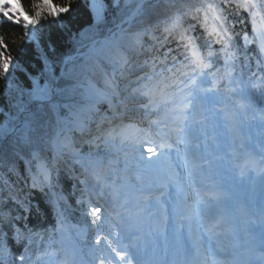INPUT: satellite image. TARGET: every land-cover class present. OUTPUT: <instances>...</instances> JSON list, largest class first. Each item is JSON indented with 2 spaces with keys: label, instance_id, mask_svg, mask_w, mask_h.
<instances>
[{
  "label": "trees",
  "instance_id": "16d2710c",
  "mask_svg": "<svg viewBox=\"0 0 264 264\" xmlns=\"http://www.w3.org/2000/svg\"><path fill=\"white\" fill-rule=\"evenodd\" d=\"M139 1L71 0L70 13L42 20L37 25L38 43L29 40L20 26L0 25V35H6L10 42L15 64L10 75L0 76V234H6L8 248L6 254L1 253L0 264H26V259L21 261L20 257L26 258L28 253L33 260L40 244L50 240L56 217L63 221L70 218L79 223L85 221L87 216L78 201L79 190L69 172L58 167L52 187L48 184L33 187L27 163L39 175L45 174L41 167L51 169V152L59 131L83 141L79 129L98 114L97 102L90 92L114 91L112 59L116 56L125 60L138 53L141 47L136 38L147 41L148 32L168 23L178 10L189 11L214 3L226 17L229 35H233L235 43L229 50L236 52L234 60L242 63L249 79L258 80L261 59L256 45L247 47L243 39L234 35L252 33L254 9L237 8L239 0L145 1L118 46L108 47L100 55L98 49L103 43H99L86 56L77 57L63 67L66 56L84 51L94 39L111 34ZM259 1L264 9V0ZM54 2L63 4L67 0ZM256 21L258 24L257 16ZM216 48L225 59L222 44ZM161 54L162 51H157L150 64L161 60ZM53 92V102L37 104L42 99H51ZM22 118L29 125L8 137ZM88 148L83 144L81 150L85 152ZM15 229H19V243Z\"/></svg>",
  "mask_w": 264,
  "mask_h": 264
},
{
  "label": "rangeland",
  "instance_id": "374dc122",
  "mask_svg": "<svg viewBox=\"0 0 264 264\" xmlns=\"http://www.w3.org/2000/svg\"><path fill=\"white\" fill-rule=\"evenodd\" d=\"M120 38H121L120 35L116 36L115 38L112 39L111 44L117 45ZM190 73L191 72L189 71V74ZM139 76L140 75H136V76H134V78H138ZM203 77H204V75L201 76V75H199V73H197V74H195L194 80L196 82H198V81L202 80ZM184 87H185V85L183 83L178 84L175 96L172 97V103L170 105L167 104L168 100H166V99H163L162 100L163 102L155 101V99L157 97V94H155V93H153L152 96H149L150 97L149 100L155 101L153 104V106L155 108H158L160 106V107L166 109L165 111H162L160 113V115H159L160 119H167L170 124L175 122L176 126H178L180 124V122L183 121L182 110H183L184 104L188 102V97H189V90L187 88H184ZM134 88L137 89L136 86ZM167 89L168 88H164L162 93H164ZM122 90H124V87ZM195 90H202L201 96H204V91H207V90H203L200 86H197V85L193 86L191 93ZM211 92H214L215 97L212 96ZM211 92H209V93L214 99V106H217V108L214 109L215 125L222 127L223 136L228 137V138L224 139L225 141H228L230 138H232L234 140V149H235L236 156L239 155V152L244 154V147L247 145V143L249 141L253 140V134L252 133L248 134V136L246 135L247 137H245L243 133H239V131H238L239 128H243L245 125H243V123H238L237 120L236 121L231 120L232 116H231L230 111L228 110V106L230 105V103L227 100V98H224L227 91L224 89H221L219 92H217V95H216L215 91L212 90ZM243 108L246 112L249 111V109L246 108V106H243ZM151 110L153 111V109H151ZM228 125L232 126V131H230ZM111 126H113L115 128V131L116 130L119 131V133L116 135V139L112 138L113 135L101 136L100 139H103L102 142L105 145V147L102 148L99 152L92 153V155L93 154H95V155L88 158L89 163H91L94 166L92 169V173L93 172L94 173L92 175V178H90L91 182H89V183H92L91 186H93V187H96V185H97L96 177H95L97 171H98V179L100 180L101 183L106 182L104 173L107 172V170H109L110 168H113L115 170L118 169L119 165L122 166L124 169H127L128 171L130 170V171H134L135 173H137L140 169H142L143 164L146 163V165H145L146 171L147 172L150 171L149 163L145 162L149 156V154L146 152L148 149V146L143 145V144L147 143V138L154 131H152V132L149 131L146 134H144L143 138H140L138 140L137 144L131 143L130 145H128V144H124L123 141L125 139L129 138V135L132 134L134 129L129 125H126L124 127L123 125L120 124V126L118 125L119 129H117V127L115 125H111ZM175 129H176V132H178V129L176 127H175ZM248 129H253V127L252 126H249V128L246 127V131ZM254 137H255V135H254ZM118 138H120V140H118ZM260 146L264 147V143L262 141L260 142ZM139 148L142 149L141 153H137V152L134 153V151H132V150H138ZM254 152H256V151H254ZM97 154H98V156H96ZM151 157L154 158L153 156H151ZM237 158L244 160V159H251L252 156L250 154H246L245 156L243 155L241 157L237 156ZM253 159L257 160L258 156L255 154V158H253ZM249 163H250V161H249ZM244 167H246V166H244ZM244 167H242V168H244ZM100 171L102 173H99ZM244 171H246V170L244 169ZM261 175L264 176V170H262ZM246 176L244 177V180H243L242 186H241L244 189L241 190L242 193L240 192L237 194L239 196L245 195L246 197H249L247 195L248 194L247 190L249 191V189L247 187H248V184L250 182V178L248 175H246ZM126 177L127 176H124L123 179L127 181L125 183H126L127 188H128V186H132V185L130 183V180H128ZM34 178L37 179V177H35V176H34ZM140 181H142V180H140ZM39 182H40V180H39ZM83 183L86 184L85 180H83ZM85 186H87V188L90 189V185L87 184ZM121 195L123 196V201H126L128 196H130V194L127 192H126V194H124V192H123ZM128 204L129 205H127L126 208L123 209L121 218L116 220L113 217L107 216L109 223L111 222V225H110L111 227L108 231L109 234L107 235V237H103V238L105 241L104 243H106L109 250H108V252H105L107 254V256L103 255L105 253L101 254L99 264H107L109 260H110V262H113V264H127V262H128V258L126 255L127 251H126V248L122 242V236L119 233V228L124 227L126 229V232H128L131 229L139 230L138 226L132 227V223H134V225H135V222L139 221L140 218H142L141 214L139 216H137V214H136L138 209L134 210L132 205L130 203H128ZM91 208L93 210L97 209L96 205H94V204H91ZM98 209H99V206H98ZM75 228H76V226H75ZM134 234H136V232ZM85 236L82 240L85 239ZM95 237H97V235ZM75 244L76 243H75L74 237L71 234V232H69L67 227L66 226L58 227L56 237L54 240V245H55L54 247L55 248L51 251V254L53 256L48 259V264H71V261H68V259L65 257L68 249L66 248L64 250L63 246L70 247V246H74ZM113 248H115L117 251L125 253L126 259L121 260V258L116 255V252H114L112 250ZM94 252H95L94 250L91 251V257H93Z\"/></svg>",
  "mask_w": 264,
  "mask_h": 264
},
{
  "label": "snow or ice",
  "instance_id": "6c2138e0",
  "mask_svg": "<svg viewBox=\"0 0 264 264\" xmlns=\"http://www.w3.org/2000/svg\"><path fill=\"white\" fill-rule=\"evenodd\" d=\"M229 3L230 0H225ZM142 7V5H138ZM237 8L243 9H255L257 5L253 0H239L236 5ZM72 11L71 0H67L66 3H56L54 0H0V25L5 23H10L12 25H17L22 27V29L27 34L30 29H35L37 25H40L42 20H48L49 18L57 19L62 18V14H67ZM193 10L179 12L170 18L164 31L173 36L181 42V46L184 49L183 56L187 63H183L180 69H177L182 75L189 77L190 83H195L196 81L189 76V71L193 74L199 73V75H205V71L212 67V64L208 58L215 55L211 50L205 55L201 51V46L196 43V38L186 35L188 29L183 26V19L191 14ZM195 13L203 12V21L207 34L210 37H215L216 43L222 44L221 51L225 55V64H228L230 60L236 57V52L230 51V47L234 46L233 35H229V29L225 27L227 23L226 17L222 14L221 9L218 5L214 3H207L201 7L194 9ZM256 12L251 13L252 23H253V33L254 35L249 38L248 34L245 32L242 36L239 34H234L238 38L243 39L244 44L255 43L258 46L259 53L264 56V17L261 18L259 24L256 21ZM193 19L199 20L198 15L193 16ZM213 21L211 30H208V21ZM34 36V33H33ZM9 41L6 35H0V76L7 77L10 75V69L15 68L14 59L10 53ZM210 48V44L207 45ZM183 69H188L189 71H182ZM168 71H171L169 69ZM231 83V81H229ZM172 85L166 84L165 88L171 87ZM162 93V90H160ZM229 91H234V89H229ZM165 145L160 144L163 148ZM148 153H153L155 150L153 148L147 149ZM99 209L93 210V215H96ZM97 219L99 217L97 216ZM95 222V221H94ZM17 234V242L19 243V229H15ZM116 252V255L125 260V253L117 251L115 248L112 249ZM7 239L6 234H0V253H7ZM264 256V252L261 254ZM21 261L25 258L20 257ZM127 264H131L129 260Z\"/></svg>",
  "mask_w": 264,
  "mask_h": 264
},
{
  "label": "bare ground",
  "instance_id": "6f19581e",
  "mask_svg": "<svg viewBox=\"0 0 264 264\" xmlns=\"http://www.w3.org/2000/svg\"><path fill=\"white\" fill-rule=\"evenodd\" d=\"M155 168H156V170L159 168V166L158 165H156L155 164ZM263 186H264V184L262 185V187H258V188H256L255 189V191H253L254 192V196H252L251 197V199H250V201H249V203L251 202V206H252V208L254 209V211H255V209H256V207H257V205H258V202L256 201V198H258V201H264V188H263ZM218 195H220V196H226V193L225 192H223V193H218ZM258 195V196H257ZM213 204H211L210 206H212ZM217 211V210H216ZM210 225V224H209ZM197 242H198V240H196ZM161 249L162 248H160V250H157V249H151V251L152 252H154V253H160V251H161ZM148 251H150V248H147V249H144V254L146 253V252H148Z\"/></svg>",
  "mask_w": 264,
  "mask_h": 264
}]
</instances>
